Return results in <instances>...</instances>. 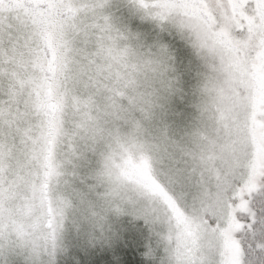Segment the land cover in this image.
Here are the masks:
<instances>
[{
	"label": "snow or ice",
	"instance_id": "1",
	"mask_svg": "<svg viewBox=\"0 0 264 264\" xmlns=\"http://www.w3.org/2000/svg\"><path fill=\"white\" fill-rule=\"evenodd\" d=\"M6 4L26 30L7 46L0 39V128L11 131L0 134V244H42L55 264H264V0H0V33ZM81 18L93 22L85 26ZM149 22L161 31L173 23L205 60L200 111L216 137L206 128L195 135L207 141L210 155L242 156L243 171L226 204L202 227L185 216L142 157L123 174L138 178L168 206L167 232L129 223L103 239L65 242L68 205L55 196L53 183L60 176L56 149L74 82L89 78L112 108L129 90L135 93L131 103L151 106V94L139 91L140 78L161 67L175 72L177 57L188 59L183 45L175 54L160 45L158 59L131 43L121 46L139 41ZM73 33L98 36L106 62L92 60L74 72Z\"/></svg>",
	"mask_w": 264,
	"mask_h": 264
},
{
	"label": "clouds",
	"instance_id": "2",
	"mask_svg": "<svg viewBox=\"0 0 264 264\" xmlns=\"http://www.w3.org/2000/svg\"><path fill=\"white\" fill-rule=\"evenodd\" d=\"M8 7L6 4L3 13L6 27L0 33L5 46L26 30L25 22L17 20L16 13L8 11ZM78 22L87 26L93 21L81 18ZM149 24L150 31L142 34L139 41H121V46L131 43L138 53L151 54L154 59L160 58V45H167L173 54L178 51L177 45H183L188 53L187 60L177 57L175 72L161 67L146 80L140 78L139 91L151 94V106L131 103L128 96L135 93L129 90L112 108L107 94L99 92L89 78L80 77L73 84L56 149L60 176L53 183L55 196L68 205L65 242L77 237L103 239L129 223L152 233L167 232L171 216L168 206L138 178L123 174L125 168L140 163L142 157L149 160L152 176L185 216L202 227L213 221L226 204L232 183L243 171L242 156L222 154L219 150L210 155L207 141L195 135L206 128L209 135L216 137L214 126L200 111L206 100L200 91L203 74L209 72L205 60L180 38L173 23L165 24L163 31ZM69 38L74 72L92 60L96 64L106 62L98 54V36L73 33ZM169 81L172 88L168 87ZM0 134L10 136L11 131L3 127ZM132 141L136 146H132ZM32 163L35 166L36 162ZM0 264L55 261L50 247H34L26 241L10 245L5 241L0 244Z\"/></svg>",
	"mask_w": 264,
	"mask_h": 264
}]
</instances>
